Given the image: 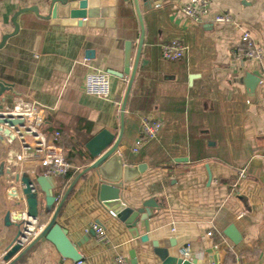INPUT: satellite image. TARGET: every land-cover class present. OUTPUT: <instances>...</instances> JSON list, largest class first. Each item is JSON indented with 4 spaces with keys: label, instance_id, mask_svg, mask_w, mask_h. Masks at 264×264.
Here are the masks:
<instances>
[{
    "label": "crops",
    "instance_id": "obj_1",
    "mask_svg": "<svg viewBox=\"0 0 264 264\" xmlns=\"http://www.w3.org/2000/svg\"><path fill=\"white\" fill-rule=\"evenodd\" d=\"M88 1L87 16L76 19L61 7L56 17L47 18L50 0H0V42L15 30L12 19L20 8L39 7V14L25 11L18 15L19 31L0 48V80L10 86L0 95V110L29 103L45 110L44 137L48 144H57L74 172L67 180L57 176L56 204L71 180L92 162L88 141L103 129L117 138L129 80L124 73L126 42H132V66L141 34L134 0ZM188 1L149 7L140 0L146 36L121 145L127 146V162L145 168L125 183L121 195L132 208L149 199L157 204L151 207L148 240L141 239L145 234L141 227L140 235L134 236L131 228L112 215L99 198L96 173L87 172L58 216L71 240L85 238L78 247L83 264H114L119 254L131 260V251L136 253V264H163L154 252V240L170 256H181V248L191 244L193 256L205 263L218 255L220 264H264V59L238 60L235 53L244 29L264 47V0H210L202 22L179 10ZM220 13L231 14L240 26L215 21ZM174 38L188 46L187 54L180 60H166L160 46ZM96 68L111 75L110 99L84 91L86 74ZM251 72L260 74L254 91L248 86ZM150 113L163 121V127L155 140L135 153L132 147L141 118ZM4 141L0 257L16 238L19 212L26 211L25 205H16L19 197L12 196L19 186L16 177L35 179L47 171L43 150L34 155L33 149H23L19 139L10 142L6 137ZM242 168L246 176L234 188ZM38 196L45 225L52 213L45 212V195ZM7 212L11 219L5 227ZM95 223L106 228L108 243L99 242L96 235L87 237ZM231 224L241 234L238 243L225 234ZM14 264L76 261L63 257L46 240L35 243Z\"/></svg>",
    "mask_w": 264,
    "mask_h": 264
},
{
    "label": "water",
    "instance_id": "obj_2",
    "mask_svg": "<svg viewBox=\"0 0 264 264\" xmlns=\"http://www.w3.org/2000/svg\"><path fill=\"white\" fill-rule=\"evenodd\" d=\"M172 0H143V2L149 7L161 5L165 2ZM136 11L138 14L141 34L137 46V51L133 65L131 66L132 58V42H126L125 48V70L124 73L129 74V80L125 95L120 109V131L116 138V135L110 130L103 129L94 135L87 143V149L90 153L92 162L83 168L69 183L62 197L56 204L58 196L54 194V188L57 187V177L53 175L42 174L35 179L29 177H16L19 186L16 188L17 196L19 197L17 206L23 208L26 206V211H20L18 214L19 230L13 243L4 252L2 259L5 264H14L22 255H24L35 243L38 241H50L52 242L58 251L65 258L78 261L82 259V255L78 249L79 246L85 242V238L80 241L74 242L71 240L68 234V230L64 228L58 222V216L60 210L65 203L68 195L77 184L79 179L87 172L94 171L97 175L99 188L98 195L104 205L114 213L122 222H124L129 228H131L134 236H139V227L145 230V234L140 235L143 241L148 240L146 234L149 229V219L153 216L151 207L156 206L153 199L146 200L139 208H132L127 205L121 195V190L124 188L125 183L134 180L139 176L141 171L144 170L145 165H137L129 163L126 160L125 152L127 146L121 145L122 137L125 131V114L128 99L132 90V86L136 77L137 69L142 55V49L144 46L146 28L144 24L142 10L140 8V0H134ZM88 0H50L49 9L50 16L47 18L56 17L60 7L65 9L66 13L71 18L85 19L87 16ZM25 11H34L39 14V7L37 5L27 6L20 8L13 16V23L15 30L12 33L3 35L0 42V48H2L9 37L16 34L19 31V24L17 17L20 13ZM123 75V74H121ZM248 86L251 91H254L257 84L260 81L259 72H251L247 76ZM10 88L9 84L0 80V95ZM8 125L5 127L4 125ZM24 125L22 117H15L12 114L0 116V140L3 142L5 134L10 137H14L11 133L10 127L19 129ZM4 168V164L1 165ZM21 192V195H19ZM45 195V212L52 213L48 222L43 226L41 232L25 247L20 243V236H24V230H27L26 225H32L33 220L40 219L39 205V193ZM56 204V205H55ZM55 205V207H54ZM11 213L7 212L4 216V225L10 224ZM225 234L235 243L241 240V234L237 230L234 224L229 225ZM95 235V231L92 228L87 237ZM154 252L163 260V264H220L218 263V255H215L210 259L209 263H205L203 259L194 258L193 260L184 259L181 256H170L167 248L161 247L159 242L154 240L153 242ZM131 263L136 264V253L130 252Z\"/></svg>",
    "mask_w": 264,
    "mask_h": 264
},
{
    "label": "built area",
    "instance_id": "obj_3",
    "mask_svg": "<svg viewBox=\"0 0 264 264\" xmlns=\"http://www.w3.org/2000/svg\"><path fill=\"white\" fill-rule=\"evenodd\" d=\"M210 0H189L188 2L180 5L179 10L187 17L193 19L196 22H202L206 18L210 10ZM217 22L233 23L240 26L239 21L229 13H220L215 17ZM161 55L166 60H180L184 58L188 51V46L179 38H174L167 43L161 44ZM236 58L238 60H253L262 61L264 59V47L260 45L253 37L252 33L248 29H244L241 34L240 42L235 46ZM111 75L103 69H93L86 74L84 80V91L87 94L94 95L103 99H110L112 96ZM1 114L8 116L12 114L15 117H22L24 125L19 129L10 127L11 133L14 137H10L5 134V138L11 142L14 139H19L23 146V149H33V154L38 155L41 150L45 152L42 158V164L47 167L46 174L53 176H65L71 170V163L65 158V156L59 152L57 144H48L44 134L41 130V126L44 123L45 110L42 107H38L35 104L29 103L25 107H13L0 110ZM8 127V125H4ZM163 127V121L158 119L153 114L143 115L141 118V128L139 135L137 136L134 145L132 147L133 152L138 153L140 149L146 145L149 141L155 140ZM59 133H56V137ZM33 141V145L31 143ZM34 147V148H33ZM35 152V153H34ZM246 176V168H242L238 171V178L232 184L234 188L237 187L240 179ZM16 189L13 190L12 196H17ZM112 215H115L112 213ZM27 230H24V236H20V243L23 247L29 244L43 229L44 224L41 219L33 220L32 225H26ZM92 228L95 231L96 239L101 243H108L109 236L106 228L95 223ZM208 235H213V231H209ZM219 244L215 247L219 248ZM3 256V255H2ZM0 257V264L5 262ZM181 257L188 260H193V248L191 244L181 248ZM82 259L76 261V264H83ZM114 264H132L130 258L125 254H119L114 259Z\"/></svg>",
    "mask_w": 264,
    "mask_h": 264
},
{
    "label": "rangeland",
    "instance_id": "obj_4",
    "mask_svg": "<svg viewBox=\"0 0 264 264\" xmlns=\"http://www.w3.org/2000/svg\"><path fill=\"white\" fill-rule=\"evenodd\" d=\"M3 142H5V143H3ZM1 141L0 140V143H2V144H5L6 145V141ZM14 145H15V143H14ZM6 153V147H0V154L2 155H4Z\"/></svg>",
    "mask_w": 264,
    "mask_h": 264
},
{
    "label": "trees",
    "instance_id": "obj_5",
    "mask_svg": "<svg viewBox=\"0 0 264 264\" xmlns=\"http://www.w3.org/2000/svg\"><path fill=\"white\" fill-rule=\"evenodd\" d=\"M74 174V172H72L71 170L68 172L66 176V180L69 179L72 175Z\"/></svg>",
    "mask_w": 264,
    "mask_h": 264
},
{
    "label": "flooded vegetation",
    "instance_id": "obj_6",
    "mask_svg": "<svg viewBox=\"0 0 264 264\" xmlns=\"http://www.w3.org/2000/svg\"><path fill=\"white\" fill-rule=\"evenodd\" d=\"M3 143H5V142H3ZM0 147H6V145H5V144H2V143H0Z\"/></svg>",
    "mask_w": 264,
    "mask_h": 264
}]
</instances>
